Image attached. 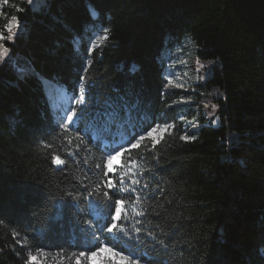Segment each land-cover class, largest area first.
I'll return each instance as SVG.
<instances>
[{
	"label": "trees",
	"instance_id": "obj_1",
	"mask_svg": "<svg viewBox=\"0 0 264 264\" xmlns=\"http://www.w3.org/2000/svg\"><path fill=\"white\" fill-rule=\"evenodd\" d=\"M12 1L25 12L16 6L7 12L26 28L15 48L4 43L16 54L13 65L30 73L19 79L16 67L0 68V264H25L28 251L37 257L33 264H69L61 257L84 250L71 247L85 242L80 220L105 224L106 211L83 197L78 211L65 194L79 195L81 182L94 187L99 174L85 181L84 161L94 169L104 155L95 145L125 129L119 118L106 132L103 122L86 117L80 126H88L92 151L68 157L65 142L52 131L57 119L46 88V81L59 83L73 96L92 25L110 29L102 50L91 53L88 73L96 81L100 108L105 100L129 94L140 100V116L176 122L157 146L158 160L144 148L131 154L138 169H153V183L164 189L153 201L163 205L156 208L159 216L143 221L145 232H156L168 245L167 250L156 245L151 264H264V0H50L31 11L25 0ZM91 9L99 16L93 18ZM187 37L197 46L201 77L208 73L194 97L200 119L211 111L202 103H215L219 124L204 121L196 139L185 142L178 115L183 106L174 104L184 95L173 90L161 96L160 57ZM41 139L53 147H42ZM53 153L66 164H51ZM13 231L19 235L13 237ZM117 238L125 240L116 234L113 241ZM141 243L151 250L154 241L142 236Z\"/></svg>",
	"mask_w": 264,
	"mask_h": 264
},
{
	"label": "snow or ice",
	"instance_id": "obj_2",
	"mask_svg": "<svg viewBox=\"0 0 264 264\" xmlns=\"http://www.w3.org/2000/svg\"><path fill=\"white\" fill-rule=\"evenodd\" d=\"M5 3L8 0H4ZM28 5V11H31L36 4H48L50 0H25ZM18 12L24 13L25 9L16 6ZM0 15H4L0 11ZM90 15L95 18L99 13L95 9L90 10ZM27 18V17H25ZM26 25L19 19L17 15H11L4 28L0 30V68L16 67L19 79L29 75L30 70L24 67L13 65L15 59V48L18 41L22 38ZM15 29V31L13 30ZM102 35L95 34L96 39L107 41L109 39L110 29L103 27L98 30ZM5 32L8 34L5 35ZM4 41L10 42L13 48L6 46ZM89 47L85 49V59L82 66V72L78 77L76 89L73 94V103L75 106L64 110L60 115L59 120L55 122L52 131L56 136H60L67 147L66 155L75 159L81 150L91 152L88 147L89 141L92 139L88 132V126L82 128L80 125L85 121L86 117L92 123L103 122L102 126L106 132L111 131V125L119 118L121 126L125 129L126 136L114 139L112 144H108L101 148L97 143L95 148L101 151V163H95L94 169L87 167V161H84L86 166L84 179L89 180V176L99 174L98 179L94 182V187L90 189V183H80V193L73 196L72 192H67L65 195L72 197L76 201V206L79 209V200L83 197L87 203L94 204L97 209L106 211L105 224L99 225V220L94 224L90 219H81L80 224L84 227L81 231L85 234V242L81 245H72L71 247H81L84 250L71 251L66 256H62V260L69 261V264H94L98 261L99 264H151V261L156 257L152 252L156 250L158 244L163 250H167L165 239H157V234L154 231H144V219L151 215L159 216L156 211L157 207L162 208L163 205H155L154 200L159 199V194H162L164 189L159 183H153L156 178L153 169L143 171L137 168L138 161L132 159V152L139 151L141 148L146 150L147 156H152L156 161L159 157L156 155L157 146L164 140L165 136H171L176 129V122L160 123L161 117L145 113L140 116L141 102L133 99L131 95L125 94L117 96L115 100L108 99L104 101L103 109L95 96L96 81L88 75L89 69L94 65V60L91 58V53L101 48L94 40H89ZM168 63H165L161 58L163 84L161 96L171 94V90L175 88H184L183 83H176L178 77L176 73V61L170 56ZM199 64V60L196 61ZM212 68L215 66V61H210ZM181 66H187V61H183ZM203 67V65H200ZM211 70V69H210ZM132 71H135V65L132 66ZM199 69H197V72ZM186 75V73H185ZM204 79V77H197ZM187 91V89H185ZM194 91V90H193ZM180 104H191V96L181 97L180 101L174 102ZM203 109H211L205 114L209 117V124L216 125L219 123V116H216L219 106L215 103H203ZM171 108L172 105H166ZM199 105L197 108L199 109ZM135 120V122H133ZM180 121L184 120L183 115L179 117ZM191 125H185V132L180 136L182 141L195 140V136L187 134V128ZM200 125L192 126L193 131H199ZM88 137V140L85 139ZM40 145L46 149H51L53 146L47 140L41 139ZM150 145V147H149ZM64 145H62L63 147ZM76 163L79 165L80 161ZM51 164L58 168L66 164V160L61 158V155L52 154ZM115 177V178H114ZM151 177V178H146ZM102 197V199H99ZM127 197L128 199H125ZM131 205L132 211L129 213L128 206ZM3 223V221H0ZM99 225V226H97ZM104 236V241H101V236ZM120 234L125 238L126 245L123 247H115L113 245V236ZM161 234L162 230H161ZM18 232L13 231L12 236L17 237ZM151 237L154 244L151 250L144 247L141 243V237ZM16 243L21 248L26 245L21 240H16ZM2 251V250H0ZM41 253L44 252L40 248ZM60 252L64 249L60 248ZM19 255V253H17ZM37 257L28 251L25 264H33Z\"/></svg>",
	"mask_w": 264,
	"mask_h": 264
},
{
	"label": "rangeland",
	"instance_id": "obj_3",
	"mask_svg": "<svg viewBox=\"0 0 264 264\" xmlns=\"http://www.w3.org/2000/svg\"><path fill=\"white\" fill-rule=\"evenodd\" d=\"M13 4H15V1L8 0V2L5 3L4 0H0V11H2L4 14V15H0V30L4 28V25L7 23L8 19H10L11 15H15L9 13L15 10L14 8L16 5ZM103 27H107V26L97 25V27H95V25H92L91 27H89L90 33L87 41L89 42V40L91 39L94 40L97 45L104 44L105 41L96 39V35H95V34L102 35V32H99L98 30ZM170 56L176 61L175 71L178 74L179 78H177L175 82L184 84V88H175L172 89L171 91L180 90L182 92V95H184L183 97L187 98L191 96L192 98L191 104L188 105L180 104V103H174V104H180V106H183L182 109H180V113L178 115L179 117L181 115H183L184 117L183 120L184 128L185 125H188L189 122H191V125L187 128V134L193 136V134H196L198 131H193L192 126L200 125L202 127L204 121L205 124L206 123L209 124L208 122L209 117L206 114H205V116L207 117L206 119L204 120L200 119L201 113L200 110L197 108V105H199L198 104L199 101L194 99L196 93L199 90V86H200L199 82L201 81V79L197 78L198 76L201 77L202 67H200V65L203 64L198 59L197 46L190 37H187L182 41L176 42L173 45L167 46L162 56L160 57V60L161 58H163L165 63H168L170 62L169 61ZM197 59L200 62L199 64L196 63ZM183 61H187V66H181ZM197 69H199L198 72ZM207 75L208 73L204 76V79L207 77ZM46 88H47L49 103L53 111V116L55 119L59 120L60 115L63 114L64 110L73 107L74 103L71 93L68 90H64L59 85H54L52 81H46ZM185 89H187V91H185ZM180 99L181 98L177 99L175 102L180 101ZM94 264H99V262L96 261L94 262Z\"/></svg>",
	"mask_w": 264,
	"mask_h": 264
}]
</instances>
